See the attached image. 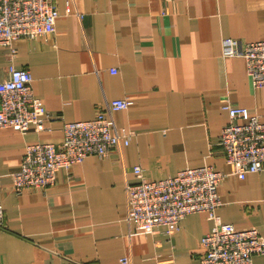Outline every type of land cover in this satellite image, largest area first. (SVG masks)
<instances>
[{"label":"crops","instance_id":"0c3cea01","mask_svg":"<svg viewBox=\"0 0 264 264\" xmlns=\"http://www.w3.org/2000/svg\"><path fill=\"white\" fill-rule=\"evenodd\" d=\"M54 1V33L0 46V82L9 66L28 70L51 118L42 131L0 130V264H197L207 215L189 214L171 235L138 231L127 188L202 166L226 174L221 222L264 239V172L231 174L217 145L226 105L264 122V87L251 84L243 58L222 56L224 38L264 40V0H72L70 14L66 0ZM120 99L132 104L109 117L116 133L130 134L127 146L57 172L47 188L11 191L27 146L59 144L64 122L91 120Z\"/></svg>","mask_w":264,"mask_h":264},{"label":"built area","instance_id":"2783aa9c","mask_svg":"<svg viewBox=\"0 0 264 264\" xmlns=\"http://www.w3.org/2000/svg\"><path fill=\"white\" fill-rule=\"evenodd\" d=\"M72 0H66V14ZM58 8L54 0H0V46H10L18 38L33 39L55 32ZM14 50L11 49V56ZM223 57H240L245 72L256 87H264V40L241 42L222 40ZM115 72V70H112ZM8 77L0 82V130L12 128L20 133L30 126L42 131L43 117L49 113L32 91L28 70L9 66ZM130 99L108 102L93 119L64 122L59 144L36 143L27 146L19 167L11 175V191L44 189L54 184L57 172L81 163L90 155L110 156L130 141L128 132L113 130L109 111L125 110ZM228 122L217 140L231 174L243 179L249 173L264 172V122L244 107L224 106ZM136 175L141 169L134 167ZM226 174L209 166L181 168L172 177L157 181L141 179L127 188V218L135 229L153 232L163 228L171 235L181 221L193 213H205L212 227L200 240L203 253L197 264H252L254 255H264V239L256 228L238 230L223 223L216 214L220 206L218 186ZM3 209L0 203V226ZM125 258L121 263H125Z\"/></svg>","mask_w":264,"mask_h":264}]
</instances>
